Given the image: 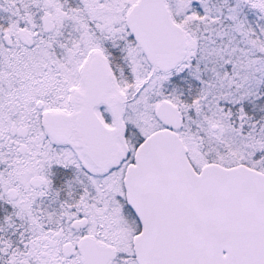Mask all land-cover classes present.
<instances>
[{
    "label": "snow or ice",
    "instance_id": "obj_1",
    "mask_svg": "<svg viewBox=\"0 0 264 264\" xmlns=\"http://www.w3.org/2000/svg\"><path fill=\"white\" fill-rule=\"evenodd\" d=\"M0 264H264V0H0Z\"/></svg>",
    "mask_w": 264,
    "mask_h": 264
}]
</instances>
